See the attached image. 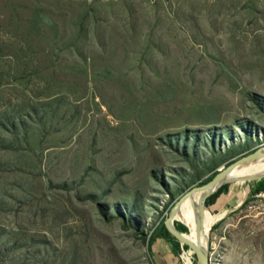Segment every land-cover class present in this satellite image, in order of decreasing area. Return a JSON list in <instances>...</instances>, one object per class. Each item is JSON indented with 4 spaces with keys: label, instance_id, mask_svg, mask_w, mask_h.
Listing matches in <instances>:
<instances>
[{
    "label": "rangeland",
    "instance_id": "rangeland-1",
    "mask_svg": "<svg viewBox=\"0 0 264 264\" xmlns=\"http://www.w3.org/2000/svg\"><path fill=\"white\" fill-rule=\"evenodd\" d=\"M260 148L264 0H0V264H197L161 227ZM255 182L207 207L210 264H264Z\"/></svg>",
    "mask_w": 264,
    "mask_h": 264
},
{
    "label": "water",
    "instance_id": "water-1",
    "mask_svg": "<svg viewBox=\"0 0 264 264\" xmlns=\"http://www.w3.org/2000/svg\"><path fill=\"white\" fill-rule=\"evenodd\" d=\"M262 149H258L255 152L242 157L241 159L235 161L234 163L230 164L229 166H226L224 169L218 171L213 178L206 183L203 186L193 188L190 190L188 193L183 195L178 202L174 205L173 211L178 208L181 202L184 200L188 199L189 197L192 196V194L195 193H201V197L199 200V203L197 205L198 209V215H197V225H196V240H197V245L196 249L193 251L196 255L197 258V264H210V258H209V237L205 235V216L207 212V206L206 202L211 196L216 193L223 185L227 184L228 181H226V177L233 168L236 166L244 163V162H251V161H256L262 157ZM264 178V175L258 176V177H250V178H245L242 181L243 182H251L254 180L260 181ZM230 183V182H229ZM232 183V182H231ZM169 220H172V214L169 216ZM165 230L167 233L170 234L172 238L174 236L168 231L167 226L164 225ZM189 247L188 245H186ZM190 248V247H189ZM191 249V248H190Z\"/></svg>",
    "mask_w": 264,
    "mask_h": 264
},
{
    "label": "bare ground",
    "instance_id": "bare-ground-1",
    "mask_svg": "<svg viewBox=\"0 0 264 264\" xmlns=\"http://www.w3.org/2000/svg\"><path fill=\"white\" fill-rule=\"evenodd\" d=\"M262 157L256 161L251 162H244L235 168H233L231 171H229L226 181L228 183L235 182V183H243V179L250 178V177H258L261 175H264V166L261 169H258V167L262 164L264 161V148H262ZM201 193H195L192 194L191 197L184 200L180 203L178 208L173 211V208L171 209L172 217L176 218L178 221L180 213L183 212V215L181 217V223H179L181 226L188 229V231L191 233L189 234H181L178 233L175 230V222L170 220L169 226H167V229L169 232L174 236V238H178L182 245H189L192 247L193 251L196 249L197 240H196V225H197V215H198V209L197 205L199 203ZM208 226L205 227V235L209 237L210 231L213 227L212 223L210 222V215L208 214ZM192 220V222H191ZM210 238V237H209Z\"/></svg>",
    "mask_w": 264,
    "mask_h": 264
},
{
    "label": "trees",
    "instance_id": "trees-1",
    "mask_svg": "<svg viewBox=\"0 0 264 264\" xmlns=\"http://www.w3.org/2000/svg\"><path fill=\"white\" fill-rule=\"evenodd\" d=\"M216 174V173H215ZM214 174V175H215ZM213 175V176H214ZM213 176L211 177V178H209V180H208V182L213 178ZM207 182V183H208ZM222 187L215 193V194H213L212 196H211V198H209L208 200H207V202H206V206L207 207H209L211 204H214L217 200H218V198L221 196V194H222ZM260 192H264V178L262 179V180H260V181H257V182H255L252 186H251V191H250V194H249V197L245 200V202H243L242 203V206L241 207H243V206H246L247 205V203L249 202V200L251 199V197L253 196V195H255V194H258V193H260ZM177 229L179 230V231H182V232H184V233H189V231H188V229L187 228H185V227H183V226H181V225H179V226H177ZM169 231V230H168ZM160 233V235H162L163 237H165V238H170L169 236H168V234H167V231L165 230V228L162 226L161 227V229H160V231H159ZM167 239V240H168ZM171 239V238H170ZM166 240V239H165ZM176 242V241H175ZM176 246H177V248H179L180 247V245H179V243L178 242H176V244H175ZM185 250H188V247L187 246H185ZM178 256V255H177Z\"/></svg>",
    "mask_w": 264,
    "mask_h": 264
},
{
    "label": "built area",
    "instance_id": "built-area-1",
    "mask_svg": "<svg viewBox=\"0 0 264 264\" xmlns=\"http://www.w3.org/2000/svg\"><path fill=\"white\" fill-rule=\"evenodd\" d=\"M252 198H256V199H258V200H260V201H262L263 203H264V192H260V193H258V194H255V195H253L252 197H251V199ZM243 203V202H242ZM242 205V204H241Z\"/></svg>",
    "mask_w": 264,
    "mask_h": 264
},
{
    "label": "crops",
    "instance_id": "crops-1",
    "mask_svg": "<svg viewBox=\"0 0 264 264\" xmlns=\"http://www.w3.org/2000/svg\"><path fill=\"white\" fill-rule=\"evenodd\" d=\"M244 183V182H243ZM238 184H241V183H238ZM246 194H247V191H245L244 193H243V195H242V199L240 200V203L243 201V198L246 196Z\"/></svg>",
    "mask_w": 264,
    "mask_h": 264
}]
</instances>
